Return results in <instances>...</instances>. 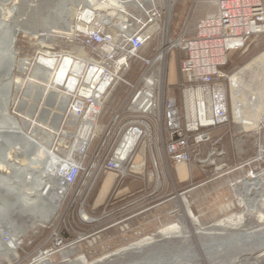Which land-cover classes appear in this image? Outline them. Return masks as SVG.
<instances>
[{
    "label": "built area",
    "instance_id": "2783aa9c",
    "mask_svg": "<svg viewBox=\"0 0 264 264\" xmlns=\"http://www.w3.org/2000/svg\"><path fill=\"white\" fill-rule=\"evenodd\" d=\"M117 1L119 6H115V13L93 6L90 9L87 5L79 6L69 34H55L76 45L79 51H57L42 45L32 58L41 56L52 61L47 69L43 64L35 63L33 71L49 80V90L42 85L39 89L42 93L39 104L46 122L60 123L57 124L58 131L53 132L55 138L51 148L58 150V163L65 164L62 172L65 188L57 189L64 207L45 241H50L49 244L34 249L27 260V255L24 256L22 260L26 262L39 253H49L52 259L55 254L61 255L62 249L76 246L83 239L66 241L64 234L68 224L61 225L65 217L69 218V210L75 202L80 201L79 224H88L113 213L108 210L110 203L104 205L97 218L84 210L85 198L104 173L117 175L116 187L126 181L141 182L145 190L151 181H155L154 190L157 191L161 185L159 160L176 166L197 161L203 167L211 165L215 170L224 169L225 162L220 160L225 154L214 148L222 141V135L214 134V130L224 128L231 121L243 129L244 125H251L244 123V107L242 115L236 113L232 94L240 83H244V71L230 73L225 68L231 51L244 48L249 41L264 34V0H214L215 10L198 20L192 36L180 33L170 40L167 32L162 33L164 44L167 40L175 41L166 51L162 79L157 67L161 63L159 54L164 44L151 56L142 53L159 32V6L154 0ZM105 3L101 0L99 6ZM173 48L184 51L177 82L179 103L169 93L166 76L167 55ZM66 56L70 58L68 70L58 82L56 74ZM134 60H139L143 66L135 79L127 74ZM256 62L264 65V49ZM76 64L78 69H75ZM118 85L125 88V95L111 115L100 122L102 108ZM250 95L251 103L257 95L254 92ZM47 98L49 101L54 99V105L46 107L43 101ZM238 100L246 104L244 97H238ZM60 103L63 104L61 112L57 111ZM259 118V123L264 122L263 114ZM69 124H72L71 128ZM62 126L71 131L62 130ZM65 134L66 139L60 137ZM259 158H264L262 145H259ZM148 162L153 166L149 171ZM258 173L263 174L264 180V169L249 171L247 177L252 178ZM84 186L89 187L87 193L80 195L79 188ZM151 194L143 192L140 198H148ZM119 222L114 221L110 226ZM73 228L70 225V229ZM0 237V243L6 246L9 233L1 230Z\"/></svg>",
    "mask_w": 264,
    "mask_h": 264
},
{
    "label": "rangeland",
    "instance_id": "374dc122",
    "mask_svg": "<svg viewBox=\"0 0 264 264\" xmlns=\"http://www.w3.org/2000/svg\"><path fill=\"white\" fill-rule=\"evenodd\" d=\"M39 1H40L39 4L41 3L43 4V6H45L46 4L47 5L52 4L51 7H53L56 4L55 0H39ZM83 1L84 0L62 1L64 2L66 6L65 8L68 11L70 25H71V21L78 12L79 6L84 5ZM100 1L101 0H94L95 6L99 8L97 10H105L108 11L109 13L117 12L114 10L116 9V7L112 4V2L109 3V1L103 0V2L106 3L103 6H99ZM154 1L160 8L161 17L158 22L159 32L142 51L144 55H148V56L154 54L155 51L158 50L160 46L164 44L165 35L162 37V33L164 34V32L165 33L167 32L166 34L170 40L176 39L178 35H180V33H184L185 35L192 36L194 33L195 25L198 22V20L215 10L214 0H171V4L169 8L167 7L166 0H154ZM13 4L14 5L19 4L20 7L21 0H0V8L4 9V11L9 10V8ZM15 11H16L15 15L11 14V17L13 16L19 17L21 15L19 11L17 14V8H15ZM168 13H169V19L167 21ZM43 14L45 15L46 12H42L41 15ZM37 15L39 17V14ZM52 18L55 23L59 24L56 18V14L52 16ZM10 19L7 18V21H9ZM36 24L37 25H35L34 28L38 29V31L41 32V30L39 29L43 26H40L41 24L38 22ZM53 31H56V33L58 32L64 33V30H62L60 24H59V28L54 29ZM42 45L54 47L57 51H62V50L79 51V48H77L76 45H74L73 43L69 42L64 38L54 36L52 40L50 41L46 40L41 43L38 41L36 37H32L29 34L25 33L24 31L20 30L16 35V42L14 45L17 51L16 56L17 55L18 56L17 58H15L16 63L14 62L15 64L14 69L10 71L9 74L10 79H12L13 81L16 80L18 82L20 78L22 79L24 78L25 74L20 73V71L18 70V60L20 58H26V57L32 59L34 57L35 52L39 49V46ZM263 49H264V34L249 41L247 46H245L244 48L237 51H231L229 53L227 65L225 69L227 70V72L230 73L239 70L244 71L245 86L243 87L242 92L240 91L239 97L241 98L244 97V103H246L244 104V110H245V115L248 117L245 118H247L248 121L253 122V125H247V126L244 125V129H243L242 126L239 127V124L233 123L231 121L224 128L223 127L216 128L214 130V134L222 135V141L220 143L215 144L214 148L218 150H222L224 152L225 155L223 156H225V158L220 161L225 162L226 167L224 169L215 170L214 166L204 165L205 168H213L212 170H208L209 173L208 175L210 176L211 175L215 176L231 169H235V170L239 169L243 171L242 172L243 175L240 177H238L237 175L239 174H237L236 171H234L237 177L234 176L235 178L230 180L228 183L230 191L233 194L232 207H230L229 211L225 214H222V216L216 220L204 223L198 218L197 214L193 210L189 198H187L184 195H178L177 193L168 196V194H166L168 192V189L167 191H163L159 189L163 185L162 179H161V185L158 186L157 191L149 195L148 198L144 200V202L139 207V209L137 208L134 210L136 212L127 210L123 214L120 213L115 214L116 211L115 210L113 211V209L111 208L114 199L110 198L112 195L115 196L114 191L109 197H107L108 199L105 201V203L102 206H100L99 208H92L90 206V201H92L93 198H95V195L99 189L100 181L103 180L105 177H107L108 174L113 172L104 173V175L100 176L98 183L95 185V187H93V189L89 192L88 198H85L86 205L84 210L86 212H89L94 218L95 217L97 218L102 213V208L104 207V205L106 203H110L108 206V210H112L113 213L109 215V217L106 218L104 217L102 219L100 218L99 220L88 224H84V223L79 224V222H81L80 211H79L80 201L75 202L73 207L70 208L69 210V214H70L69 218L65 217L61 225L65 227V224H68L66 225V229H68L67 230L68 233L67 232L65 233L66 241L68 242L71 240L73 241L76 240L78 237L83 239L78 243H76V246H73L76 248L75 252H72L67 256H65V252L67 250L66 249V250H62L61 255L55 254L54 257H52V259L49 256L52 263H64L66 261H83V260L86 263H91L96 261L97 259L100 258L102 259L123 248L130 247L140 242H145V241L161 242L164 236V232H165L164 230H166L167 228H172L173 230H180L181 229L180 219L181 217L187 216L188 213L191 215L193 221V224L191 225L192 228L195 229L199 228L201 230L207 229L219 222L226 225L227 230L230 231H234L238 228L252 229L254 228V226H256L259 223V219L256 213L250 217L245 218V220H243L242 223L238 222L239 225L236 226L237 228L233 227L235 224L232 223V220H235L236 216H238L240 213L245 211V207L242 204L241 197L242 195L244 196V187H245L244 180H246L245 177H247L248 172L249 171L259 172L261 169H264V158L258 159L259 145H262L264 148V136H263L264 122L259 123L260 120L259 117L262 116V113L264 115V65H260L256 62L257 56L260 54V52ZM82 51L83 50H81V52ZM183 56H184L183 50L178 48H173L168 52L167 60H166L167 62L166 76H167V82L170 85L169 93L175 96L178 100H180V93L177 85V82L179 81V77H180L179 62L183 58ZM142 67H143L142 63L139 60L132 61L130 65L131 69L127 73L128 77L135 79L137 74L142 70ZM6 74H4V76L1 77L0 80L2 82H5V79L8 78ZM17 82H15L14 84H16ZM14 89H15V85L13 86L11 85L8 91L9 95H7V99L1 97L3 98V100L7 101L8 104L6 105V109L8 110L9 113L12 114H13V110L17 111V106L20 103L21 98L25 100V106H27L29 105L30 101L32 102L33 95L36 91V89L35 91L32 89V91H30V95H25L24 93H27L28 92L27 90H29L28 84L27 85L25 84V86L22 88L21 91L15 92ZM33 91L34 93H32ZM253 92L257 96H255V100L254 101L252 100L253 102L250 103L249 100L251 95L248 96V94H251ZM0 95L2 96L3 93H0ZM124 95H125V88L122 85H118L116 90L113 92L111 97L106 101V103L102 108V118L100 122L105 121L111 115L114 109H116L119 100ZM48 101H49L48 98L44 99L43 101L46 107L51 106L48 104ZM242 103L243 102L240 101L241 105ZM40 114L41 113H38L37 118H39ZM42 117L44 116L42 115ZM48 122L50 123V121ZM54 123L56 124L55 121L53 122V124ZM57 124L60 125V123ZM69 125L71 128L72 124ZM259 126L261 128L259 131H257V128ZM62 130L69 132L71 131V129H65L63 126H62ZM38 134L40 135L41 133L39 132ZM60 137L63 139L67 138V136H63V135L62 136L60 135ZM26 161L29 162L32 160L26 158ZM192 163L198 164L197 161H192ZM171 165L173 164L167 163L166 166L168 168L166 172L169 171L168 169L170 168ZM0 172H2L3 174L5 173L4 177L5 179H7L8 170L0 169ZM160 174H162V172H160ZM154 182L155 181H151L149 183L150 187L147 189V191L152 190V188L155 186ZM129 183L130 182L126 181L123 184V186ZM120 186H117L116 188ZM88 188H89L88 186H84L81 189L79 188L80 195L86 194ZM182 197L185 199L187 203H185L184 201L183 204H181ZM166 198H169V200L165 204H163L158 209H153L152 211L150 210L149 213L145 214V211L149 207L155 206L157 203H160ZM46 202L47 201H45V203ZM63 207H64V203L60 204L59 208L56 210V213L51 223L48 226L46 227L39 225L34 226L19 236L20 247L18 248V252H17L19 261L14 262L13 264H23V263L27 264L32 257H30V259L26 262L22 260L24 256L27 255V257L25 258L27 260L30 256V253H32L34 249H36L39 246L49 244L50 241L49 242H45V241L47 238H49V235L52 231V224L56 223L58 215L63 210ZM135 213H137L136 215L137 217H132V215L134 216ZM119 220L120 222L118 224L114 226L113 225L110 226V224H112L114 221H119ZM152 221L154 225L152 224L151 226H149L148 224L151 223ZM74 222H77V225ZM70 225L73 226L74 228L70 229ZM173 238L170 242L164 244V246H166L165 248L168 249L169 251L176 248L187 249V248L198 247L199 246L198 243H200L199 240H197L196 238L189 239L188 241L176 239V238L173 239ZM242 247L243 248L238 249L233 247L232 245H229L224 247L223 251L221 252L222 254H218V253L216 254L213 251H209L204 255L202 254L192 255L189 260H186V264H232L233 260H236L237 262H239V264H251L252 262H254L253 257L247 255L246 253H248V250H244L245 247L244 246ZM253 251H254L253 254L257 253L256 252L257 249L255 250L253 249ZM137 258L130 256L125 258V260H120V261L115 260L110 264H127V263L129 264L131 262L136 261ZM106 260L107 259H105V261ZM110 260H112V258ZM182 262L185 263V261ZM0 264H11V263L7 262L3 257L0 256Z\"/></svg>",
    "mask_w": 264,
    "mask_h": 264
},
{
    "label": "bare ground",
    "instance_id": "6f19581e",
    "mask_svg": "<svg viewBox=\"0 0 264 264\" xmlns=\"http://www.w3.org/2000/svg\"><path fill=\"white\" fill-rule=\"evenodd\" d=\"M55 1L56 4L51 7L52 4H44L45 6H43V4L41 3L39 4V0H21L20 7L19 4H13L7 11H4V9L0 8V18L7 23H12L16 32L22 30L30 36L36 37L41 43L46 40L50 41L57 33L56 31L50 30L51 28L50 26H48L49 24L47 23V21L50 19V17H52L51 15L53 14V11H55L56 7L63 0ZM108 1L109 3L112 2L114 6H119L117 0ZM166 2L167 7L169 8L171 0H166ZM83 4L87 5L89 9L92 8V6L94 8L96 7L94 0H84ZM15 8H17V14L19 11L23 16L20 15L19 17H11V14L15 15ZM42 12H46V14L41 15ZM37 14H39V17ZM7 18L11 19L7 21ZM168 19L169 13L167 14V21ZM61 21L63 23L62 30L69 34L71 27L68 11L65 17L62 16ZM37 22L41 24L40 26H43L39 29L41 30V32H39L38 29L34 28L35 25H37ZM15 42L16 37L12 38L8 44L7 53L8 56H10V62L4 73L0 76V79L6 73V75L8 76V78H6L4 82L6 83V93H4L2 97L4 96V98L7 99V95H9L8 91L11 85H15L14 91L18 92L22 90L25 84H28V92H23L25 95H30V91H32L33 87L36 88V91L34 90L35 93L34 91L32 92L34 93L32 102L30 101L29 105L27 106H25V100L21 98V101L17 106V111L13 110V114L9 113L6 109V105L8 103L5 100L2 101V108H0V139L4 147L3 151H0V169L8 170L7 179H5L4 177L5 173L3 174L2 172H0V210L2 204L4 203H8L11 208L10 210L3 211V215H0V231L5 230L9 233L10 236V239L8 240L6 246L3 247V245L0 243V256L11 264L19 261L17 253V248L20 241L19 236L34 226L39 225L46 227L51 223L56 210L59 208L62 201L60 195L57 194V189L63 187L62 172L65 168V164L62 165V163H58V150L51 148L52 141L55 138L53 132L58 131V127L56 125L57 123L53 124V122H46V118L42 117V106H40L41 104H39L42 96V93L41 91H39V89L42 85L49 90V80L48 77L46 79L39 77L35 73V70L33 71L35 63L37 65L43 64L44 68L47 69L52 64V61L47 57L41 56H36L34 60L28 57L20 58L18 60V70L20 71V73H23L25 75L24 78H20L18 82L16 80L13 81L9 78V74L10 71L14 69V62L16 63L15 58H17L18 56H16L17 51L14 47ZM174 43L175 41L169 42L167 40V43L162 46V49L160 51L161 53L159 54V56L161 57V63L157 68L158 70H161V79L163 77V68L165 66L164 57L166 51ZM69 59L70 58L68 56L64 58L56 74V81H61L64 74L67 72L68 65L70 63ZM78 68L79 65L76 64L75 69ZM15 82L17 83L14 84ZM242 84L244 83H240L238 90H234L232 93L234 103L237 106L236 113H238V115H242V106L244 107V104L242 103L241 105L240 101L238 100L240 91L242 92L243 90ZM253 100H255V97L253 98ZM48 104L51 106L54 105V99L53 101H48ZM62 108L63 104L60 103L57 107V111L61 112ZM40 111L42 113L40 114L39 118H36V113ZM244 116L247 117L245 115V110ZM245 117L244 123H250L251 125H253V122H249L247 120L248 117ZM54 119L57 120V118L55 117ZM39 132L41 133L40 135L38 134ZM65 135L67 136V134ZM73 147L75 149V145ZM78 147L79 144H77V148ZM26 158L32 161L27 162ZM245 178L246 180H244V196L242 195L241 198L242 204L245 207V211L236 216L235 220H232V223L235 224L233 227L237 228L236 226L239 225L238 222L242 223L245 218L250 217L256 213L259 219V223L252 229L238 228L234 231H230L227 230L226 225L221 222L214 224L207 229H195L191 226L193 224V221L191 215L188 213L187 216L181 217L180 219V230H173L172 228H167L166 230H164L165 232L161 242H140L130 247L123 248L102 259H97L96 261L91 263H86L84 262V260L66 261L64 263H52L49 258V253H39L35 254V256H33L27 264H110L115 260H125V258L130 256L136 258H145L147 255H150L152 253L153 248L166 247L164 246V244L170 242L173 237V239L176 238L185 241L196 238L200 243H198V247L187 249L176 248V250L174 249L175 251H179L176 252V254H171L167 261L164 262V264H186V260H189L192 255H204L208 253L209 250H212L216 254H222L221 252L223 251L224 247L229 245H232L233 247L238 249L243 248L242 246H244V250H248V253L246 254L252 256L254 259V262H252L251 264H264L263 174L258 173L255 174L252 178ZM36 195H40L39 199L33 198ZM32 198L36 200H33V202L29 203ZM45 201L47 202L45 203ZM14 205H18L16 209H12ZM85 218L89 219L87 216H85ZM4 226H6V228ZM66 249H62L66 250L65 256L76 251V248L73 246H69ZM253 249H257L256 254H253ZM111 258L112 260H110ZM105 259H107L108 261H105ZM182 261H185V263ZM232 264H239V262L233 260Z\"/></svg>",
    "mask_w": 264,
    "mask_h": 264
},
{
    "label": "crops",
    "instance_id": "0c3cea01",
    "mask_svg": "<svg viewBox=\"0 0 264 264\" xmlns=\"http://www.w3.org/2000/svg\"><path fill=\"white\" fill-rule=\"evenodd\" d=\"M158 168L162 172L161 179L163 182V185L159 189L163 191H167L168 189L166 193L168 196L177 193L178 195H184L189 198L193 210L204 223L216 220L222 214L229 211L230 207H232L233 194L230 191L228 183L235 177L243 175L242 170L231 169L218 175L210 176L208 175V170H212L213 168H205L192 162L179 166L171 165L167 173L166 164L163 160H159ZM152 169L153 166L148 162L147 170ZM234 171L239 175L236 176ZM116 182L117 175L115 173H110L101 180L95 198L90 201V206L92 208H99L114 191L116 198H114L111 208L113 211H116L115 214H123L127 210L134 211L137 208L139 209L144 200H146V198H140L143 192L148 194L155 192L154 187L149 191L147 189L144 190V185L141 182H131L125 184V186L121 185L118 188H116ZM168 200L169 198H166L155 206L149 207L145 211V214L149 213L150 210L158 209ZM181 200L183 204L185 199L182 197ZM185 203L187 202L185 201ZM136 215L137 213L134 216L132 215V217H137ZM152 224L154 225L153 221L148 225L151 226Z\"/></svg>",
    "mask_w": 264,
    "mask_h": 264
},
{
    "label": "water",
    "instance_id": "95a60500",
    "mask_svg": "<svg viewBox=\"0 0 264 264\" xmlns=\"http://www.w3.org/2000/svg\"><path fill=\"white\" fill-rule=\"evenodd\" d=\"M54 13L56 14L57 21L59 22L61 28H63L62 27L63 23L61 21V18L62 16L65 17L67 15V9L65 8L64 2H61L56 7L55 11H53V15L51 16H54L55 15ZM47 23L49 24L48 26H50L51 28L50 30L59 28V24L55 23L52 17H50ZM17 33L18 32H16L12 23H7L0 18V76L4 73L5 69L7 68L10 62V56H8V53H7L8 44L12 38L16 37ZM0 93H3V94L6 93V83L1 82V81H0ZM1 97L2 96H0V108H2V101H3L4 96L3 98ZM174 138H176V136ZM3 149L4 147L0 139V151H3ZM39 196L40 195H36L33 198L39 199ZM33 198L31 199V201H29V203L33 202V200H36ZM17 206L18 205L16 206L14 205L12 209L14 208L16 209ZM10 209L11 208L8 205V203L2 204L0 215H3V211L10 210ZM4 227L6 228V226ZM64 236H66V234H64ZM175 250L172 249L171 251H169L165 247H162V248L156 247V248H153L152 253L150 255H147L145 258L138 257L136 261L131 262L130 264H164V262L167 261V259L171 256V254L172 255L176 254V252L179 251V250L178 251H175ZM209 251H212V250H209Z\"/></svg>",
    "mask_w": 264,
    "mask_h": 264
},
{
    "label": "trees",
    "instance_id": "16d2710c",
    "mask_svg": "<svg viewBox=\"0 0 264 264\" xmlns=\"http://www.w3.org/2000/svg\"><path fill=\"white\" fill-rule=\"evenodd\" d=\"M179 93H180V91H179ZM177 101H178V103H179L180 100L177 99Z\"/></svg>",
    "mask_w": 264,
    "mask_h": 264
}]
</instances>
